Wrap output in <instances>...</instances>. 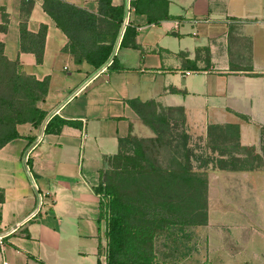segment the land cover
Segmentation results:
<instances>
[{
	"label": "crops",
	"instance_id": "1",
	"mask_svg": "<svg viewBox=\"0 0 264 264\" xmlns=\"http://www.w3.org/2000/svg\"><path fill=\"white\" fill-rule=\"evenodd\" d=\"M63 1L97 14L98 0ZM110 4L123 7V0ZM43 5L0 0L6 16L0 44L17 74L46 80V93L34 104L46 115L95 69L75 61ZM21 22L32 35L44 28L39 62L20 48ZM125 28L115 65L54 113L69 124L57 133L43 130L27 152L39 205L0 237V264H102L105 219L95 189L117 140L143 131L140 103L179 107L204 126L242 117L264 127V0H128ZM39 125L16 123L17 137L0 146V233L35 206L22 156ZM241 256L243 264H264V238L242 236Z\"/></svg>",
	"mask_w": 264,
	"mask_h": 264
},
{
	"label": "rangeland",
	"instance_id": "2",
	"mask_svg": "<svg viewBox=\"0 0 264 264\" xmlns=\"http://www.w3.org/2000/svg\"><path fill=\"white\" fill-rule=\"evenodd\" d=\"M80 55L74 45L72 56ZM9 72L0 62V114H9L8 108L23 107L28 101L17 87L19 80L11 84ZM175 108L154 102L138 108L140 123L160 115L168 128L162 146L146 144L145 154L158 169H129L130 162L116 169L107 165L101 174L102 187L118 195L124 219L134 228L133 247L140 258H150L155 264H243L242 236L264 238V172H214L197 169L194 162L188 171H181V133L232 153L253 145L264 162V130L259 137L258 127L240 119L237 128L204 126L202 120ZM142 125L143 131L131 137L152 139L153 132ZM134 151L135 141L125 144L124 154L134 155ZM142 164L137 158L135 167ZM104 245L105 238L99 250L102 264Z\"/></svg>",
	"mask_w": 264,
	"mask_h": 264
},
{
	"label": "trees",
	"instance_id": "3",
	"mask_svg": "<svg viewBox=\"0 0 264 264\" xmlns=\"http://www.w3.org/2000/svg\"><path fill=\"white\" fill-rule=\"evenodd\" d=\"M97 4V14L90 13L63 0H44L43 5L44 11L67 37L69 52L71 54L73 53L74 45L79 48L81 55L79 58H74L75 61H79L82 58L94 69L99 67L107 59L123 12L122 6H112L110 0H98ZM0 18L2 22L0 24V31H3L5 29L6 16L1 13ZM125 32L126 28L119 45H122ZM19 34L21 50L31 51L36 61L39 62L41 59L44 28H40L35 35H32L27 32L25 23L21 22ZM0 62L5 68L11 69L12 73L9 72L11 84H15L19 80L17 87L28 98L27 104L23 107L8 108L9 114H0L1 146L9 139L17 137L14 131V125L16 123L27 121L37 125L41 122L45 116V112L36 108L34 104L36 101L43 99L46 93V80L37 81L32 77L17 74L15 71V63L9 62L3 57L1 44ZM115 63L116 59L114 57L108 67L112 68ZM145 103L152 104L153 102L149 101ZM145 103H140V107ZM175 109L180 113L183 112L179 107ZM137 112L138 109L136 110ZM241 120H245V118L241 117ZM142 123L153 132L154 137L152 139H138L127 136L123 139H118L117 151L107 160L108 166L116 169L121 168L124 162H130L129 169H137L139 171H154L158 169L145 154L148 151L146 144L158 143L162 146L164 143L163 136L167 133L168 128L160 115H154L152 119L144 120ZM65 124H69V122L53 115L46 122L44 133H57L60 127ZM224 127L237 128V125L225 124ZM258 129L260 137L264 127L260 126ZM201 140L192 141L188 133H181L180 146L182 154L179 168L181 171H188L191 163L194 162L197 169H206L214 172H264L262 157L253 145H244L241 147L242 151L240 153H232L225 147H217L209 142L204 141L202 144H199ZM131 141H135L136 151H134V155L128 156L124 154V146ZM137 158L143 164L135 167ZM95 191L97 194H102L103 197L107 198L106 203L101 202V214L105 218L104 264H155L150 258H140L134 249L132 241L134 228L129 226L124 219V214L121 212L122 206L118 201L116 192L113 189L102 187L101 173H99V182ZM104 205L106 213L103 210ZM119 256H127L128 259H119Z\"/></svg>",
	"mask_w": 264,
	"mask_h": 264
},
{
	"label": "water",
	"instance_id": "4",
	"mask_svg": "<svg viewBox=\"0 0 264 264\" xmlns=\"http://www.w3.org/2000/svg\"><path fill=\"white\" fill-rule=\"evenodd\" d=\"M127 11H128V0H123V12H122V18H121V22L120 25L118 27L114 42L112 44L110 53L107 57V59L99 66L97 67L87 78H85L74 90H72L61 102H59L51 111H49L41 120L40 125H39V129H38V133L35 136L33 142L27 147V149L24 151L23 156H22V164H23V168L25 170V173L27 175V178L29 180L30 186L33 189L34 195H35V206L33 208V210L22 220H20L19 222L13 224L9 229H7L5 232L0 233V237L6 235L7 233H9L12 229L17 228L23 221H25L28 217H30L31 215H33L39 205V194L35 188V185L33 183V180L31 178V175L26 167V163H25V156L27 154V152L36 144V142L40 139V136L44 130V126L46 124V122L54 115V113L69 99L73 96L74 93H76L85 83H87L91 78H93L95 75H97L99 72H101L105 67H107L112 59L115 57V52L117 50V47L119 45L124 27H125V23H126V18H127Z\"/></svg>",
	"mask_w": 264,
	"mask_h": 264
},
{
	"label": "built area",
	"instance_id": "5",
	"mask_svg": "<svg viewBox=\"0 0 264 264\" xmlns=\"http://www.w3.org/2000/svg\"><path fill=\"white\" fill-rule=\"evenodd\" d=\"M185 73L187 74L188 72H185ZM98 196L100 197L101 202L106 203V199H107V198L103 197L102 194H98ZM103 210H104V212L106 213L105 205H104V207H103ZM3 264H5V262H3Z\"/></svg>",
	"mask_w": 264,
	"mask_h": 264
}]
</instances>
